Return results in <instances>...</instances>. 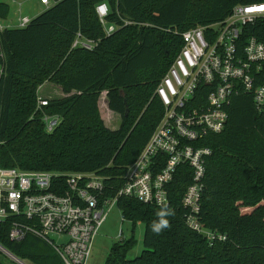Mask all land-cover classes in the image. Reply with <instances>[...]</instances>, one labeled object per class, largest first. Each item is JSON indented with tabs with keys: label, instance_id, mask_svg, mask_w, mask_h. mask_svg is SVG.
I'll list each match as a JSON object with an SVG mask.
<instances>
[{
	"label": "trees",
	"instance_id": "16d2710c",
	"mask_svg": "<svg viewBox=\"0 0 264 264\" xmlns=\"http://www.w3.org/2000/svg\"><path fill=\"white\" fill-rule=\"evenodd\" d=\"M99 2L110 6V22L132 23L107 36L96 12ZM256 2L264 0H61L25 27L0 29V165L61 175L94 172L104 178L105 196L115 195L165 113L157 87L181 52L182 33L222 22L234 6ZM9 15V3L0 0V18ZM245 30V36L264 40L259 26ZM79 31L98 41L93 50L72 49ZM45 81L65 96L37 108ZM104 91L109 108L121 116L117 128L101 117ZM209 91L210 85L200 84L202 102ZM228 109L225 129L202 141L212 154L200 210L203 225L227 240L211 244L186 225L182 197L191 177L182 165L169 187L170 204L119 199L133 231L136 223L145 225L144 249L129 258L136 239H121L104 264H264V111L245 93L234 96ZM44 114L62 116L52 133L46 132ZM161 219L168 226L157 233L152 226ZM10 228V222L0 223V244L14 255L31 264H63L33 235L12 241Z\"/></svg>",
	"mask_w": 264,
	"mask_h": 264
},
{
	"label": "built area",
	"instance_id": "2783aa9c",
	"mask_svg": "<svg viewBox=\"0 0 264 264\" xmlns=\"http://www.w3.org/2000/svg\"><path fill=\"white\" fill-rule=\"evenodd\" d=\"M39 1L47 9L61 0ZM96 12L105 34H113L119 24L108 20L112 13L108 3H97ZM31 20L21 15L18 27ZM122 23L132 22L122 18ZM257 26L264 31V2L238 4L224 21L182 33L181 52L157 87L165 113L128 166L125 182L115 195L105 196L104 178L94 172L61 175L0 165V223L10 222V239L21 241L33 235L50 245L63 264H88L95 238L112 206L121 197L160 207L170 204V184L186 165L191 177L182 197L186 225L211 244L227 240V234L206 228L200 216L207 161L212 154L202 141L225 129L228 107L236 95L251 94L257 110L264 111V40L254 34L245 36L246 27ZM96 44L79 31L72 48L92 49ZM201 83L210 85L205 102L198 94ZM46 104L48 100L40 99L38 108ZM43 121L46 131L52 133L61 117L45 115ZM0 251L20 264H30L2 244Z\"/></svg>",
	"mask_w": 264,
	"mask_h": 264
},
{
	"label": "rangeland",
	"instance_id": "374dc122",
	"mask_svg": "<svg viewBox=\"0 0 264 264\" xmlns=\"http://www.w3.org/2000/svg\"><path fill=\"white\" fill-rule=\"evenodd\" d=\"M5 1L10 5V15L7 17V19L0 18V23L3 24L5 28L18 27L19 17L21 15H26L33 19L46 9L45 6H43L40 3L39 0H16L17 2L15 3L12 0H5ZM18 2L22 4H19ZM122 26H123L122 24H119L117 30L120 29ZM97 44L94 46V48L97 46ZM78 48H82V47H78ZM94 48L92 49L83 48V49L93 50ZM105 92L107 93V91L102 92L99 102L101 117L103 118L105 124L108 127L117 128L121 118L119 115H116L109 108V105H107L108 102H106L104 99ZM37 94H38V105L40 99H46V100L52 98L60 99L65 96V93H63L62 89L57 84L52 83L50 81H45L42 85H40L38 87ZM45 115H59V114H44L42 119L44 118ZM60 117L62 122L63 120L62 116ZM42 171H47V170H42ZM242 209L245 210V207H243ZM144 231H145V225L142 222L136 223L133 231V223L129 220L124 219L122 215V211L120 210L117 204H114L112 206V209L108 213L107 219L101 226L95 238L93 249L90 258L88 260V264H104L111 246L115 242L121 239H128L133 235L136 239V244L130 250L128 256L129 258H135L139 256L144 249V243H143ZM0 259L5 264H20L18 261L12 259L2 251H0Z\"/></svg>",
	"mask_w": 264,
	"mask_h": 264
},
{
	"label": "clouds",
	"instance_id": "9594fccd",
	"mask_svg": "<svg viewBox=\"0 0 264 264\" xmlns=\"http://www.w3.org/2000/svg\"><path fill=\"white\" fill-rule=\"evenodd\" d=\"M164 213H160V216L163 217ZM168 222L167 220L161 219L159 223H154L153 224V231L155 232H160L162 228L167 227Z\"/></svg>",
	"mask_w": 264,
	"mask_h": 264
},
{
	"label": "crops",
	"instance_id": "0c3cea01",
	"mask_svg": "<svg viewBox=\"0 0 264 264\" xmlns=\"http://www.w3.org/2000/svg\"><path fill=\"white\" fill-rule=\"evenodd\" d=\"M0 25H3V24L0 23ZM106 95H107V93L105 92V95H104L105 97H104V99H105L106 102H108ZM107 105H108V103H107ZM113 112H114V111H113ZM114 113H115L116 115H119V114L116 113V112H114ZM119 116H120V115H119ZM120 118H121V116H120ZM120 123H121V119H120ZM120 123H119V125H120ZM119 125H118V127H119Z\"/></svg>",
	"mask_w": 264,
	"mask_h": 264
}]
</instances>
